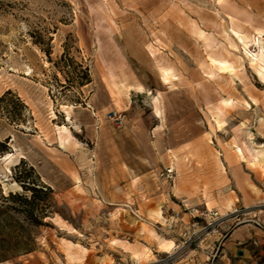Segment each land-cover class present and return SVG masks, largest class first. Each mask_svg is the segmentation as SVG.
<instances>
[{
  "label": "rangeland",
  "instance_id": "obj_1",
  "mask_svg": "<svg viewBox=\"0 0 264 264\" xmlns=\"http://www.w3.org/2000/svg\"><path fill=\"white\" fill-rule=\"evenodd\" d=\"M262 51L264 0H0V195L18 167L54 191L36 251L5 264H171V209L216 214L221 245L261 226ZM225 261L264 264V241Z\"/></svg>",
  "mask_w": 264,
  "mask_h": 264
},
{
  "label": "trees",
  "instance_id": "obj_2",
  "mask_svg": "<svg viewBox=\"0 0 264 264\" xmlns=\"http://www.w3.org/2000/svg\"><path fill=\"white\" fill-rule=\"evenodd\" d=\"M46 54L50 56L49 52ZM65 60L69 62L67 52L61 61ZM83 73L85 77L72 82L73 88L92 83L87 68ZM8 94L10 92L6 96ZM13 178L22 192L10 193L7 197L0 195V264L34 253L36 249L33 247L35 240L32 233L44 226V221L54 214V191L41 182L33 167L23 172L18 167Z\"/></svg>",
  "mask_w": 264,
  "mask_h": 264
},
{
  "label": "crops",
  "instance_id": "obj_3",
  "mask_svg": "<svg viewBox=\"0 0 264 264\" xmlns=\"http://www.w3.org/2000/svg\"><path fill=\"white\" fill-rule=\"evenodd\" d=\"M173 212L180 213L177 209H171V213L166 222L171 218ZM202 220L207 221L209 224L212 223L211 216L207 214H205L204 218L201 217L200 220L196 216L191 217L187 214L180 215V221L175 229L168 234V239L163 240V243L169 249L160 251L162 252L161 255L168 256L171 259V264H218L215 262V259L219 255V259L221 260L220 264H227L225 260L229 258V254L234 246L242 244L244 239H246V234L251 238H255L256 241H264V217L260 219L261 226H251L250 229H235L230 236H226L224 245H221L223 240L222 236H206L203 233L205 224L202 223ZM166 222L163 227H165ZM194 223H197V226L193 231L199 233V238L192 245L182 248L181 235L185 230L192 228ZM214 232L216 235L219 234L217 230ZM212 238L214 242L210 241Z\"/></svg>",
  "mask_w": 264,
  "mask_h": 264
},
{
  "label": "built area",
  "instance_id": "obj_4",
  "mask_svg": "<svg viewBox=\"0 0 264 264\" xmlns=\"http://www.w3.org/2000/svg\"><path fill=\"white\" fill-rule=\"evenodd\" d=\"M158 175H159L160 179H163L164 181H166L170 184H174L176 181V178H177V171H176L174 166H168V167L164 168ZM190 212L192 213V215L198 217L197 214L199 213V211L190 210ZM205 214H207L211 217L216 216V214H212V213H209L207 211L204 214H202L201 217L204 218ZM179 221H180V213L173 212L171 218H169V220L166 222L165 229L168 232L173 231L175 229L176 225L179 223ZM212 225H213V223L209 224L207 222V227L205 226L203 228V233H205L206 236L209 235V233L207 232V229L212 227ZM196 226H197V223H194L192 225V228L185 230L182 233V235H181V241H182V245H183L182 248L192 245L196 241V239L199 238V233H196L193 231V229Z\"/></svg>",
  "mask_w": 264,
  "mask_h": 264
},
{
  "label": "bare ground",
  "instance_id": "obj_5",
  "mask_svg": "<svg viewBox=\"0 0 264 264\" xmlns=\"http://www.w3.org/2000/svg\"><path fill=\"white\" fill-rule=\"evenodd\" d=\"M239 38L245 44V46H247V44L245 43V40L242 37H240V36H239ZM253 58L254 59L252 61L254 63H258L260 65V69H261L260 70V75L264 79V51H262L259 55L253 56ZM64 130H65L66 133H69L68 129L64 128ZM239 154H240V156H243V151L241 149H239ZM261 158H262V160H259ZM253 159H254V163H256L254 165H261V163L264 164V158L262 156V152L261 151H256L254 153V155H253ZM161 248L164 249V250H168L169 249L168 246L166 244H164V243L161 244Z\"/></svg>",
  "mask_w": 264,
  "mask_h": 264
},
{
  "label": "water",
  "instance_id": "obj_6",
  "mask_svg": "<svg viewBox=\"0 0 264 264\" xmlns=\"http://www.w3.org/2000/svg\"><path fill=\"white\" fill-rule=\"evenodd\" d=\"M239 256H242V252L239 253Z\"/></svg>",
  "mask_w": 264,
  "mask_h": 264
}]
</instances>
